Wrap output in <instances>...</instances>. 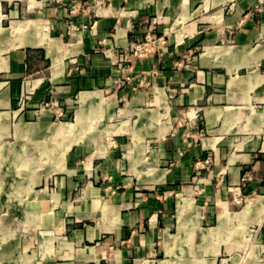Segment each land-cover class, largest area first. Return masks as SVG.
<instances>
[{
    "label": "crops",
    "instance_id": "obj_1",
    "mask_svg": "<svg viewBox=\"0 0 264 264\" xmlns=\"http://www.w3.org/2000/svg\"><path fill=\"white\" fill-rule=\"evenodd\" d=\"M259 1L0 0V134L32 137L37 153L42 134L61 137L64 153L59 168L0 177V216L26 220L0 226V264H176L167 253L186 234L216 243L237 214L264 247V208L234 210L264 198ZM148 32L171 54L157 76L156 55L125 61L128 82L117 63ZM190 48L193 64L175 67ZM54 101L63 117L42 110ZM11 150L0 169L24 168Z\"/></svg>",
    "mask_w": 264,
    "mask_h": 264
},
{
    "label": "rangeland",
    "instance_id": "obj_2",
    "mask_svg": "<svg viewBox=\"0 0 264 264\" xmlns=\"http://www.w3.org/2000/svg\"><path fill=\"white\" fill-rule=\"evenodd\" d=\"M256 8H264V0H260L256 5ZM188 50L193 52V58L191 61V64H193L194 57L198 54V49L190 48ZM54 106L43 105L42 110L44 112H51V110L55 112ZM63 116L64 113L59 117ZM40 140L42 141L40 153H37L32 150L34 143L32 137L22 138L13 135L2 136L0 134V146H5L6 144V146H10L13 150H11L8 154V159L12 161H19L25 165L24 168L20 169L1 168L0 177L2 176L4 178V175L2 174L6 173V177L16 179L18 173L21 174L24 172L27 179V176L34 170L37 173L39 171L44 173L52 170L49 168V164L51 166H60L64 162V153L61 151L63 148L62 138L42 134ZM2 156L3 154L0 153V161L2 160ZM209 162V158L201 159L199 161V166L204 168ZM32 163H37L41 167L33 170V168L28 167L29 165H32ZM194 191L198 195L204 192L203 190H199L197 188ZM178 196H181L180 192L177 193V197ZM262 201L264 203V198L262 197H256L254 200L249 201L239 198L234 201V210L238 213L245 204L247 205L244 207V212H250L254 206L264 208V205L261 206L259 204ZM203 205L206 206L207 203H204ZM177 218L178 230H180L183 225L182 214L180 216L178 214ZM261 218L262 216H258L256 221L260 223ZM220 220L222 221V226L220 231H218L215 235V237H217L216 243L212 244V237L214 238V235H202V233L196 234V232L188 233L185 235V239L188 241V243L185 244V247L170 248L167 253L169 260L174 261L176 264H211L212 262L213 264H263L264 247L262 246V238L258 236L257 227L254 225L255 222L249 221L247 216L245 217L243 214L220 218ZM25 221L26 220L22 217L0 216V226L8 225L14 227L15 229H22ZM202 227L207 228L209 225L207 223L202 224ZM177 235L179 234L174 236ZM199 241L201 243H198ZM196 244H200V246L197 245V247Z\"/></svg>",
    "mask_w": 264,
    "mask_h": 264
},
{
    "label": "built area",
    "instance_id": "obj_3",
    "mask_svg": "<svg viewBox=\"0 0 264 264\" xmlns=\"http://www.w3.org/2000/svg\"><path fill=\"white\" fill-rule=\"evenodd\" d=\"M80 6L81 5L78 2L74 4V7L76 9H78ZM95 51H97V49ZM192 53L193 52L191 50L185 51L184 53H182L181 58L179 60L173 61V65L175 67L190 66L193 58ZM167 54H171V51L168 46L166 35H157L153 32H148L144 35L142 39L132 43L129 48L124 51L123 59L117 63V66L120 70H126L128 72V75L125 76L124 80L131 82L133 80V76H131L130 73L133 71V67L132 65H125L124 62L130 61L131 58L140 59L156 55L158 58V63L152 67L150 73L153 76H157L159 74V65L163 62ZM56 104V101L52 103H44V105L50 106ZM55 112L58 116L62 114L60 108L57 109ZM188 136L193 137L192 135L187 133V137ZM186 144L187 146H189L191 143L189 141H186ZM198 164L200 163L198 162ZM243 180H245V178Z\"/></svg>",
    "mask_w": 264,
    "mask_h": 264
},
{
    "label": "bare ground",
    "instance_id": "obj_4",
    "mask_svg": "<svg viewBox=\"0 0 264 264\" xmlns=\"http://www.w3.org/2000/svg\"><path fill=\"white\" fill-rule=\"evenodd\" d=\"M186 201L187 199L184 198V197H181L179 200H178V207H179V216L182 214V211L184 209V206L186 204ZM261 206L264 205L263 201L259 203Z\"/></svg>",
    "mask_w": 264,
    "mask_h": 264
}]
</instances>
